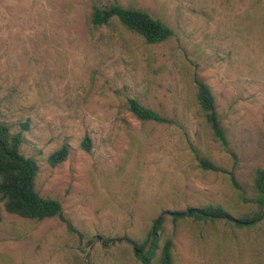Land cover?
Instances as JSON below:
<instances>
[{"label": "rangeland", "instance_id": "1", "mask_svg": "<svg viewBox=\"0 0 264 264\" xmlns=\"http://www.w3.org/2000/svg\"><path fill=\"white\" fill-rule=\"evenodd\" d=\"M110 5L144 10L173 36L147 44L116 20L92 28L91 8ZM195 80L211 89L226 147L204 121ZM128 99L172 124L137 120ZM0 121L13 133L27 123L19 152L39 166L35 190L61 204L71 227L0 204V264H141L130 241L140 244L160 215L159 248L172 242L173 264H264V213L244 229L170 216L259 210L264 0H0ZM63 144L66 161L49 166ZM199 158L225 173L202 170Z\"/></svg>", "mask_w": 264, "mask_h": 264}, {"label": "trees", "instance_id": "2", "mask_svg": "<svg viewBox=\"0 0 264 264\" xmlns=\"http://www.w3.org/2000/svg\"><path fill=\"white\" fill-rule=\"evenodd\" d=\"M90 25L92 28L107 26L111 21L116 20L128 31L140 36L147 44L164 42L173 36V31L161 20L153 18L148 12L139 8H124L119 5L108 7L91 8ZM196 103L201 111L204 121L211 131L212 137L222 147L227 146L226 134L221 126L215 98L211 89L202 81L195 80ZM127 110L141 122H152L158 124H172V121L156 111L144 107L136 99H128ZM27 123L21 124V131L13 133L10 126L0 121V204L2 209L10 215L23 219L42 221L48 218H58L64 222L69 230L70 224L62 214L61 204L50 198L41 197L35 190V180L39 171L36 160L32 157H25L19 152L23 142L22 132L27 130ZM80 148L90 152L92 143L89 137L85 136ZM70 153L67 144L61 145L57 150L50 153L47 163L55 167L66 161ZM199 167L205 171H225L206 159L199 158ZM230 175V174H229ZM233 186L238 185L233 176L230 175ZM254 187L256 198L252 201L257 204L259 210L250 215L234 218L220 205H208L201 208L191 209L188 214L173 212L170 214L172 220H179L184 217H192L195 220L215 223L224 222L237 228L244 229L254 226L262 217L264 208V169L255 172ZM2 214L0 211V222ZM165 216H158L152 223V227L146 234L144 240L137 244L130 241L134 255L141 264H173V244L165 240L159 248L160 237L164 228ZM159 250V252H158Z\"/></svg>", "mask_w": 264, "mask_h": 264}, {"label": "water", "instance_id": "3", "mask_svg": "<svg viewBox=\"0 0 264 264\" xmlns=\"http://www.w3.org/2000/svg\"><path fill=\"white\" fill-rule=\"evenodd\" d=\"M190 212V211H189Z\"/></svg>", "mask_w": 264, "mask_h": 264}]
</instances>
